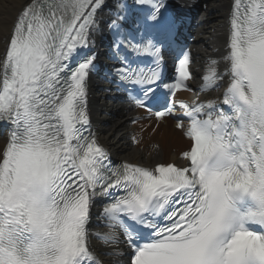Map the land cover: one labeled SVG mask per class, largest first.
I'll use <instances>...</instances> for the list:
<instances>
[{
    "label": "snow or ice",
    "instance_id": "6c2138e0",
    "mask_svg": "<svg viewBox=\"0 0 264 264\" xmlns=\"http://www.w3.org/2000/svg\"><path fill=\"white\" fill-rule=\"evenodd\" d=\"M106 6L25 0L11 24L0 12V264H103L90 231L97 202L114 231L96 238L126 245L127 264H264V0H233L225 52L209 65L224 71L202 76L201 91L223 89L219 103L154 112L176 122L187 146L182 163L153 166L113 165L91 131L90 49ZM118 7L107 25L119 61L111 75L118 86L152 85L158 73L134 72L120 49L159 64L152 33H171L167 5ZM182 55L173 95L190 90V55ZM152 91L145 87L136 107L151 110Z\"/></svg>",
    "mask_w": 264,
    "mask_h": 264
},
{
    "label": "bare ground",
    "instance_id": "6f19581e",
    "mask_svg": "<svg viewBox=\"0 0 264 264\" xmlns=\"http://www.w3.org/2000/svg\"><path fill=\"white\" fill-rule=\"evenodd\" d=\"M195 19L197 21L196 37L198 46L195 47L198 55L194 67H197L196 75L202 76L211 73L212 70L224 71L222 63L215 69L211 68L210 61H221L225 52L224 40L228 31V20L233 8V0H202ZM25 3V0H0V12H4L5 19L11 24L16 12ZM205 4V5H203ZM3 52V45L0 43V53ZM204 60H207L204 64ZM205 68L206 72H201ZM98 84L91 83V94L89 111L93 113L96 126L98 127V141L105 146L111 155L118 160L126 162H141L146 166H153L157 163L181 162L179 154L186 148L187 141L173 126H160L151 123L147 131L143 127L147 124H130L129 118L139 113L133 112L126 106L113 102L106 91L98 90ZM222 89L215 90L214 94L201 88L194 91L190 98L195 96L217 98ZM153 128H156L153 131ZM140 135V136H139ZM132 136L139 141L132 144ZM2 139V137H0ZM154 144V146H149ZM149 146V147H147Z\"/></svg>",
    "mask_w": 264,
    "mask_h": 264
}]
</instances>
